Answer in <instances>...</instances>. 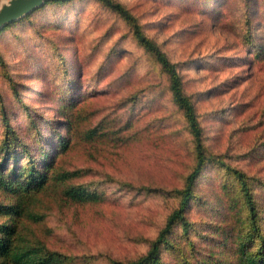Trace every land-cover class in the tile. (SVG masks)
Returning a JSON list of instances; mask_svg holds the SVG:
<instances>
[{
  "label": "rangeland",
  "instance_id": "374dc122",
  "mask_svg": "<svg viewBox=\"0 0 264 264\" xmlns=\"http://www.w3.org/2000/svg\"><path fill=\"white\" fill-rule=\"evenodd\" d=\"M117 1L178 63L207 144L264 178V53L246 48L242 29L249 17L252 39L264 40V0ZM32 12L0 32V94L10 122L15 130L27 128L17 109L23 98L41 129L53 121L64 133L59 92L64 85L68 92L77 89L70 101L72 144L60 165L78 170L74 182L95 184L103 200L75 203L51 184L34 203L43 219L21 222L25 242L67 255L62 264L135 259L177 204L165 192L182 185L194 162L183 114L165 77L112 10L96 0H69ZM59 62L70 79L57 85ZM93 128L97 135L88 138ZM2 133L0 121V140ZM7 201L0 189V202ZM204 216L192 211L197 220Z\"/></svg>",
  "mask_w": 264,
  "mask_h": 264
},
{
  "label": "trees",
  "instance_id": "16d2710c",
  "mask_svg": "<svg viewBox=\"0 0 264 264\" xmlns=\"http://www.w3.org/2000/svg\"><path fill=\"white\" fill-rule=\"evenodd\" d=\"M66 1L69 0H48L41 7ZM96 1L124 20L155 70L167 80L172 100L181 110L190 132L194 157L190 171L183 176L182 185L165 192L176 198L177 204L158 234L150 240L147 251L135 259L116 264H264V178L240 167L227 153L216 152L207 144L205 128L193 97L185 91L178 63L172 61L160 43L146 33L138 17L120 1ZM246 8H252L250 2L246 3ZM246 11L247 15L250 10ZM18 20L4 25L0 32ZM249 20L245 17L242 26L244 37L249 38L246 48L251 44L258 56L264 53V40L252 39L256 28L252 30L246 24ZM55 74L56 82L70 79L69 68L61 62L57 63ZM67 89L65 85L59 89L64 99L60 108L63 119L59 121L64 133L53 126V121H46V128L41 129L23 98H20L17 109L20 108L28 119L27 128L15 130L10 122V109L0 94L3 127L0 189L11 200L0 202V264H62L67 261V255L51 250L43 243H26L24 228H20L23 219L33 222L43 219V215L36 212L34 203L51 184L61 188L62 193L75 203L103 200L95 184L74 182L78 170L63 169L60 165L61 156L72 144L70 115L73 108L70 101L75 100L72 95L77 91L68 92ZM155 93L149 92L147 96L152 97ZM96 135V128L87 131L88 138ZM260 145L264 157V140ZM136 189L155 191L149 186ZM192 211L205 216L197 220L192 217Z\"/></svg>",
  "mask_w": 264,
  "mask_h": 264
},
{
  "label": "water",
  "instance_id": "95a60500",
  "mask_svg": "<svg viewBox=\"0 0 264 264\" xmlns=\"http://www.w3.org/2000/svg\"><path fill=\"white\" fill-rule=\"evenodd\" d=\"M48 0H6L0 4V28L43 6Z\"/></svg>",
  "mask_w": 264,
  "mask_h": 264
}]
</instances>
